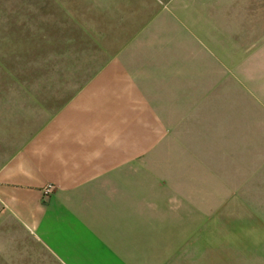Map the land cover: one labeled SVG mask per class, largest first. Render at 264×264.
Wrapping results in <instances>:
<instances>
[{"label":"rangeland","instance_id":"rangeland-1","mask_svg":"<svg viewBox=\"0 0 264 264\" xmlns=\"http://www.w3.org/2000/svg\"><path fill=\"white\" fill-rule=\"evenodd\" d=\"M165 1L0 0V108L16 109L0 114L9 113L11 117H5L15 127L22 122L15 148L28 139L38 138L39 143L42 136L53 135L56 121L62 120L64 150H75L78 140L91 139L87 110L109 111L104 119L109 137L117 136L134 116L142 118L136 142L143 153L141 190L128 184L120 203L89 213L79 208L73 222L66 214L68 218L55 223L54 232L38 238L42 264H162L166 256L158 260L141 247L135 250L141 242L139 232L143 248H151L167 243V236L180 230H186V247L180 255L186 254V264H258L262 259V241L249 245L246 192L241 188L247 181L264 183L262 121L254 120L252 126L226 125L231 113L224 111L223 124L210 129L206 143L186 142V124L164 128L155 121L166 111L159 97L173 82L175 87L181 84V78L175 77L176 72L168 78L146 72L139 67L138 48L130 43L142 28L161 20L154 15ZM169 38L162 28L154 44H141L140 56L168 55ZM114 92L120 96L113 98ZM131 94L137 105L127 101ZM220 133L228 137L221 138ZM48 140L53 144V137ZM246 140L250 143L244 145ZM127 145L136 144L128 140ZM219 151L222 158L215 159ZM232 154L248 157L226 158ZM237 162L243 179L239 189L228 190L231 173L220 175L214 170L227 166L236 172ZM189 167L200 174L186 175ZM133 179L128 175L127 183ZM186 183L195 195L202 189L220 192L217 198H227L232 205L218 208L191 197L186 211ZM116 195L119 198V192ZM178 214L186 223H180L181 218L170 222ZM159 236L165 238L154 239ZM164 264L184 263L172 256Z\"/></svg>","mask_w":264,"mask_h":264},{"label":"crops","instance_id":"crops-1","mask_svg":"<svg viewBox=\"0 0 264 264\" xmlns=\"http://www.w3.org/2000/svg\"><path fill=\"white\" fill-rule=\"evenodd\" d=\"M154 17H162L160 21L166 26H161L159 21L142 28L130 44L134 42L138 48L139 67L147 69L146 72H158L167 78L176 72L175 77L181 78V84L175 87L176 82H173L166 88V94L159 97L161 108L164 105L166 111H161L163 113L155 118L158 127L186 124V142L206 143L210 129L223 124L224 111L231 113L226 125L252 126V121L261 120L264 126V0H166ZM162 28L170 35L168 55L141 57V44H154ZM157 63L161 65L155 68ZM127 101L137 105V98L132 94ZM1 107L0 111L4 112L16 110L9 105ZM108 114L106 109L87 110L91 139L78 140L73 145L76 151L72 148L64 150L62 120L56 121L53 135L50 132L42 136L39 143L35 142L38 138L28 139L15 148V141L18 142L22 135L19 130L23 127L22 122L15 127L5 117L9 113L0 114V264H42L38 238L54 232L55 223L68 218L66 214L73 222V218L78 219L79 208L86 212L95 208L105 211V207L120 203L125 199L128 184L133 185L135 191L141 190L143 153L136 142L141 134L142 118L134 116L130 123L122 125L117 136L109 137L110 129L104 127ZM220 136L228 137L223 133ZM52 137L53 144H49L51 140L48 139ZM128 140L136 145L128 146ZM248 143L246 140L244 145ZM237 157L248 156H226ZM214 158L221 159L222 151ZM239 165L237 162L236 172L227 166L215 167V174L231 173L228 190L239 189L238 184L243 179L240 175L243 168L239 172ZM193 171L186 168V175L200 174L198 170ZM128 175H134L129 183ZM48 183L56 188L52 197L47 198L42 188ZM241 188L246 192L249 245L254 247L262 241L263 248L259 253L263 260L258 264H264V183L256 185L247 181ZM217 195L221 196V193L212 194L207 189L195 195L186 183V204L191 197H199L208 206L232 205L230 200L219 199ZM209 199L214 202L210 203ZM177 207L184 208L183 205ZM189 207L188 204L186 211ZM180 218V223H186L185 217L179 214L170 222ZM135 228L137 231V226ZM139 233L141 242L136 243L135 250L139 251L141 247L144 253L152 254L158 260L166 256L162 264L172 256L186 264V254L180 257L186 247V230L167 236V243L151 248H143L142 233ZM179 239L181 246L175 248ZM146 256L151 258V255Z\"/></svg>","mask_w":264,"mask_h":264},{"label":"built area","instance_id":"built-area-1","mask_svg":"<svg viewBox=\"0 0 264 264\" xmlns=\"http://www.w3.org/2000/svg\"><path fill=\"white\" fill-rule=\"evenodd\" d=\"M54 184H49L43 187L42 192L44 196H49L54 190Z\"/></svg>","mask_w":264,"mask_h":264}]
</instances>
